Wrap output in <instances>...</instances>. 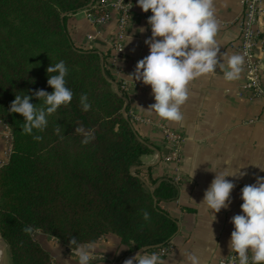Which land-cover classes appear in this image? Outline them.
Listing matches in <instances>:
<instances>
[{"label":"trees","instance_id":"1","mask_svg":"<svg viewBox=\"0 0 264 264\" xmlns=\"http://www.w3.org/2000/svg\"><path fill=\"white\" fill-rule=\"evenodd\" d=\"M97 1L0 0V121L12 137L8 160L0 167V232L10 246L11 264H53L37 232L68 248L72 237L94 244L113 234L130 252H156L178 232L161 204L177 200L180 183L166 177L156 186L150 175V189L142 179L135 168L151 149L125 114L128 106L124 112L125 101L106 67L108 55L71 39L70 16L97 10ZM61 60L74 96L48 117L43 132L34 133L43 137L37 141L21 132L24 118L11 113L10 105L16 95L25 93L38 104L37 90L51 93L46 69ZM81 94L91 104L87 112ZM77 126L94 135L87 145L83 134L75 133Z\"/></svg>","mask_w":264,"mask_h":264},{"label":"crops","instance_id":"2","mask_svg":"<svg viewBox=\"0 0 264 264\" xmlns=\"http://www.w3.org/2000/svg\"><path fill=\"white\" fill-rule=\"evenodd\" d=\"M130 3L131 19L122 55L113 58L118 20V12L114 9L111 10V19L104 25H98L88 17L89 13L92 18L97 16L100 8L95 11L84 9L70 16L68 29L71 39L79 47L94 48L102 55H108L106 67L111 81L129 107L125 114L135 117L132 122L135 131L151 149V153L142 158L141 166L135 168L141 170V177L149 188L153 189L148 179L150 175L157 181L156 186L166 177L180 179L177 200L161 204L178 224V232L170 242V251L164 259L166 264H190L185 252L196 254L202 264H220L230 254L228 243L234 230L231 218L242 214L241 189L255 183L258 177H264V171L260 169L264 168V97L255 96L249 90L245 69L240 79L235 81L225 80L223 72L217 69L215 74L190 83L189 99L181 108L184 114L182 122L166 121L155 113L150 115L144 109L155 103L151 87L140 81L134 85L127 75L132 74L137 62L149 54L145 40L151 36L147 20L152 13L143 12L137 0H130ZM95 4L98 7L99 1ZM215 10L220 22L216 37L220 53L241 55L238 50L241 35L239 18L244 10L243 0H215ZM140 28L146 30L141 33ZM254 58L261 69L264 87V27ZM165 128L179 132L184 138L179 166L166 161L170 147L163 138ZM11 144L10 130L0 121V166L7 162ZM225 162H229L227 166ZM196 167L191 180L190 171ZM238 168L246 175L239 179L226 178L236 185L231 192V203L227 209L216 213L213 221L214 213L201 203L215 176L209 170L231 173ZM36 237L49 251L54 264H77V257L71 255L57 239L41 232H37ZM213 237L219 247L213 244ZM94 245L95 255L90 264H124L126 259L137 253L120 246L119 238L113 234L103 236ZM144 251L149 252L147 249Z\"/></svg>","mask_w":264,"mask_h":264},{"label":"clouds","instance_id":"3","mask_svg":"<svg viewBox=\"0 0 264 264\" xmlns=\"http://www.w3.org/2000/svg\"><path fill=\"white\" fill-rule=\"evenodd\" d=\"M137 5L143 12L152 13L147 20L151 27V36L145 40L149 54L137 62L135 71L127 77L131 78L134 85L136 81H140L151 87L155 103L147 109L141 107L150 115L155 113L166 121L180 123L184 120L181 108L189 99V85L192 81L215 74L217 69L223 72L227 81L240 79L245 63L244 56L220 53V45L216 40L220 22L215 15V0H137ZM145 30L139 29L141 33ZM131 39L132 37L129 42ZM46 71L49 76L47 84L53 91L49 93L37 90L34 95L39 101L38 104L31 103L32 96L25 93L22 96L16 95L9 109L11 113L23 116L21 132L32 135L37 141L43 137L34 133L43 132L48 126V117L61 106H68L74 96L72 90L66 86L68 68L64 61L50 65ZM50 73L54 74L49 75ZM79 103L83 111L91 109L87 94H81ZM60 128L58 125L55 130L58 135ZM75 133L83 134L84 145L94 139V135L81 126L75 128ZM228 163L225 162L226 166ZM197 168L190 171L191 180ZM260 169L264 171V168ZM209 171L214 172L215 176L205 190L201 203L214 213V221L216 213L229 207L231 192L236 186L226 178L239 179L246 173L240 171V168L231 173ZM240 198L243 201L240 205L242 214L234 215L230 221L234 230L228 243L231 257L229 264H264V177H258L255 183L245 185L241 189ZM143 218L145 221L150 219L147 211L143 213ZM23 231L31 234L33 229L25 226ZM131 243L132 246L135 244L134 241ZM213 244L218 245L214 237ZM69 247L71 255L74 252L77 257V264H90L94 259L95 245L92 243L81 244L72 237ZM184 255L190 264H202L196 254L185 252ZM134 262L166 264L157 252L149 253L143 249L126 259L124 264Z\"/></svg>","mask_w":264,"mask_h":264},{"label":"built area","instance_id":"4","mask_svg":"<svg viewBox=\"0 0 264 264\" xmlns=\"http://www.w3.org/2000/svg\"><path fill=\"white\" fill-rule=\"evenodd\" d=\"M263 2L264 0H243L244 10L239 18L241 35L238 46L239 52L245 58L243 69H245L248 76L247 87L253 92V95L262 97H264V87L261 79V69L255 61L254 53L261 43V34L264 27L262 24V18L264 17ZM98 6H100L101 12L97 16L92 18V14H88V17L93 19L98 25H104L111 19L112 9L118 12L116 27L117 41L113 44L112 50L113 58L115 59L122 55L124 50V40L131 19V3L130 0H100ZM131 120L133 122L135 117L131 116ZM163 138L170 147L166 161L179 166L182 159L183 136L179 132L165 128L163 129ZM173 180L180 183L178 177L173 178ZM68 251L71 253V248H68ZM169 251L170 243L156 252L165 259ZM149 252L151 253V251ZM72 255H75V253L73 252ZM228 256L220 264H229L231 257Z\"/></svg>","mask_w":264,"mask_h":264},{"label":"water","instance_id":"5","mask_svg":"<svg viewBox=\"0 0 264 264\" xmlns=\"http://www.w3.org/2000/svg\"><path fill=\"white\" fill-rule=\"evenodd\" d=\"M102 62L104 64V59H102ZM117 93L120 95V92L117 91ZM121 96V95H120ZM122 97V96H121ZM123 98V97H122ZM125 101V100H124ZM126 104L124 108V112L126 110ZM143 142V141H141ZM0 249L4 252L5 255H1L0 257V264H11L12 261V255H11V250L8 242L6 239L3 237L2 233L0 232Z\"/></svg>","mask_w":264,"mask_h":264},{"label":"bare ground","instance_id":"6","mask_svg":"<svg viewBox=\"0 0 264 264\" xmlns=\"http://www.w3.org/2000/svg\"><path fill=\"white\" fill-rule=\"evenodd\" d=\"M2 255H5L3 251H2Z\"/></svg>","mask_w":264,"mask_h":264},{"label":"rangeland","instance_id":"7","mask_svg":"<svg viewBox=\"0 0 264 264\" xmlns=\"http://www.w3.org/2000/svg\"><path fill=\"white\" fill-rule=\"evenodd\" d=\"M54 264V263H53Z\"/></svg>","mask_w":264,"mask_h":264}]
</instances>
